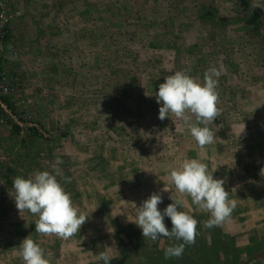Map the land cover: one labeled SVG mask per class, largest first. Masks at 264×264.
Returning a JSON list of instances; mask_svg holds the SVG:
<instances>
[{
	"label": "rangeland",
	"instance_id": "374dc122",
	"mask_svg": "<svg viewBox=\"0 0 264 264\" xmlns=\"http://www.w3.org/2000/svg\"><path fill=\"white\" fill-rule=\"evenodd\" d=\"M17 9L16 111L37 134L17 135L0 116V264H24L27 237L50 264H104V251L110 264H156L148 251L164 253L174 241L145 239L129 221L154 192L162 213L174 193L198 221L176 264H264V0H24ZM220 65L215 140L201 149L182 121L158 118L155 94L176 71L203 83ZM57 159L58 181L88 217L67 240L36 233L38 217L14 199L15 177L51 172ZM186 159L225 181L237 203L230 222L206 228L210 214L168 180ZM217 233L230 238L216 242Z\"/></svg>",
	"mask_w": 264,
	"mask_h": 264
},
{
	"label": "clouds",
	"instance_id": "9594fccd",
	"mask_svg": "<svg viewBox=\"0 0 264 264\" xmlns=\"http://www.w3.org/2000/svg\"><path fill=\"white\" fill-rule=\"evenodd\" d=\"M253 6L260 7L256 4ZM222 72L223 65L219 68L209 67L204 72L203 83H200L187 72L176 71L165 77L155 94L157 103L161 105L158 118L163 121L174 116L182 121L201 149L215 140L209 125L220 115L216 89ZM192 117H195V123ZM61 163L57 159L51 172L40 171L29 178L15 177L13 188L15 204L20 213L28 211L38 217L35 222L36 233L67 240L80 232L88 217L79 212L70 194L58 181L57 177L63 176L59 168ZM259 175L264 177V168L260 169ZM168 180L181 197H190L192 204L210 214L209 219L204 221L206 228L230 222L232 212L237 207L236 200L230 199L225 181L215 179L205 163L198 159H186L180 168L170 170ZM168 190L166 187L163 189ZM169 199L173 203L162 213L158 207L163 202L162 195L154 192L136 207L135 219L128 218L142 229L145 239L157 241L163 237L176 242L164 250L165 259L182 257L185 247L195 243L198 226L197 219L180 210L186 207L185 199L178 198L174 193ZM165 217L171 220V231L165 225ZM20 250L24 264H50L44 250L30 237L22 241ZM98 259L110 264L114 258L104 251L99 253Z\"/></svg>",
	"mask_w": 264,
	"mask_h": 264
},
{
	"label": "built area",
	"instance_id": "2783aa9c",
	"mask_svg": "<svg viewBox=\"0 0 264 264\" xmlns=\"http://www.w3.org/2000/svg\"><path fill=\"white\" fill-rule=\"evenodd\" d=\"M22 1L0 0V116L4 123L13 122L21 127V131H31L37 125L16 111L19 104L16 100L22 97L23 91L22 77L16 73V61L22 57L23 47L17 42L14 22L22 14L17 9Z\"/></svg>",
	"mask_w": 264,
	"mask_h": 264
},
{
	"label": "trees",
	"instance_id": "16d2710c",
	"mask_svg": "<svg viewBox=\"0 0 264 264\" xmlns=\"http://www.w3.org/2000/svg\"><path fill=\"white\" fill-rule=\"evenodd\" d=\"M11 131L18 135V134L21 133V127L19 125H14L13 128L11 129ZM31 131H32L33 135L37 134V131H36L35 128H32ZM224 237H226L225 240L230 238V236H228L227 234H219V233H217V238H215V241L217 242L219 240V242L221 243L222 242V238H224ZM174 242H171V244H173ZM225 246H226V242L224 243V248H225ZM263 252H264V249H263ZM147 257H148L147 262L155 261V262H157L156 264H176L175 260L165 259L164 253L162 251L159 252V253L158 252H153V251H148ZM234 264H254V263H253L252 260H248V261H245V262H242V263H234Z\"/></svg>",
	"mask_w": 264,
	"mask_h": 264
},
{
	"label": "flooded vegetation",
	"instance_id": "af4514ba",
	"mask_svg": "<svg viewBox=\"0 0 264 264\" xmlns=\"http://www.w3.org/2000/svg\"><path fill=\"white\" fill-rule=\"evenodd\" d=\"M21 46H23V45H21Z\"/></svg>",
	"mask_w": 264,
	"mask_h": 264
}]
</instances>
